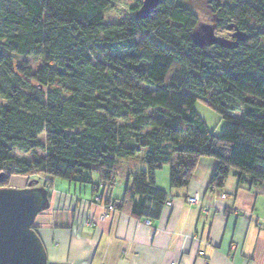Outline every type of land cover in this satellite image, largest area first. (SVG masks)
I'll return each instance as SVG.
<instances>
[{
    "label": "trees",
    "instance_id": "trees-1",
    "mask_svg": "<svg viewBox=\"0 0 264 264\" xmlns=\"http://www.w3.org/2000/svg\"><path fill=\"white\" fill-rule=\"evenodd\" d=\"M115 1L0 0V188L13 176L44 178L27 184L44 192L54 178L106 187L108 207L149 221L169 199L156 182L164 166L171 190L188 189L204 158L217 162L210 190L232 170L240 187L264 188V0H208L219 25L246 34L234 50L197 45L199 18L181 0L106 23ZM18 57L43 64L33 73ZM198 101L226 121L220 136ZM141 151L147 168L111 199L119 160Z\"/></svg>",
    "mask_w": 264,
    "mask_h": 264
},
{
    "label": "crops",
    "instance_id": "crops-1",
    "mask_svg": "<svg viewBox=\"0 0 264 264\" xmlns=\"http://www.w3.org/2000/svg\"><path fill=\"white\" fill-rule=\"evenodd\" d=\"M126 168L125 182L136 170ZM216 168L215 160L204 158L188 189L171 190L167 182L162 189L169 199L157 221L109 212L106 187L96 193L86 185L60 189L52 183L33 223L48 263L264 264V188L240 187L234 178L222 191L210 190ZM23 179L25 189L31 179ZM117 186L109 192L113 200L125 193L124 182ZM196 195L197 203H187Z\"/></svg>",
    "mask_w": 264,
    "mask_h": 264
},
{
    "label": "water",
    "instance_id": "water-1",
    "mask_svg": "<svg viewBox=\"0 0 264 264\" xmlns=\"http://www.w3.org/2000/svg\"><path fill=\"white\" fill-rule=\"evenodd\" d=\"M228 29L236 30L233 40L217 38L213 28L207 26L203 35L196 32L195 42L234 50L247 36L233 24ZM3 178L0 174V181ZM47 204V194L40 189L0 188V264H47L45 247L33 226Z\"/></svg>",
    "mask_w": 264,
    "mask_h": 264
},
{
    "label": "rangeland",
    "instance_id": "rangeland-1",
    "mask_svg": "<svg viewBox=\"0 0 264 264\" xmlns=\"http://www.w3.org/2000/svg\"><path fill=\"white\" fill-rule=\"evenodd\" d=\"M158 0H117L113 3V6L105 12L104 19L106 23H115L118 22L120 19L123 18H130V17H139L143 14H146L148 10L157 2ZM183 4L188 5L194 13L199 18V28L197 32L204 34V29L207 26H210L214 30V35L217 38L220 39H227V40H233V35L235 33L234 30H230L225 25H219L218 19L216 17V14H214L212 10V4L208 0H181ZM222 5L225 3H232V0H217ZM138 8L139 11L135 12L134 9ZM17 63H24L26 64L30 70H32L33 73H35L41 66L42 61L36 60L34 58H22L18 57L16 59ZM196 111L199 114V116L203 119V121L207 124L208 129L210 133L214 136H220L225 128H226V121L222 119V117L215 112L208 103L204 101H198L196 104ZM40 140L44 143H46V135L42 134L40 136ZM39 156L46 155L45 151H39ZM16 156L20 158H28L33 159L32 155L30 154H23L20 152L16 153ZM129 166L132 169L136 170H145L146 164H145V151H141L133 158H125L119 160V182L125 183V177L127 174L128 169L126 168ZM235 170H232L231 176L229 177L230 181H233L235 177ZM93 180L95 183H98V175L93 174L92 175ZM157 185L159 188L162 189L164 185L169 182V167L164 166L162 170H160L157 173ZM44 178H31V181H37L39 182V187L43 186L44 184ZM228 180V181H229ZM236 180V179H235ZM24 179L23 177H14L8 188L12 189H24L20 188L23 186ZM56 188H65V186H68L70 183L62 180V179H52L51 181ZM170 185V182H169ZM74 186V185H73ZM89 190H92L91 185H86ZM124 187V188H125ZM119 186H117V189ZM119 190V189H118ZM97 199V196L95 197Z\"/></svg>",
    "mask_w": 264,
    "mask_h": 264
},
{
    "label": "built area",
    "instance_id": "built-area-1",
    "mask_svg": "<svg viewBox=\"0 0 264 264\" xmlns=\"http://www.w3.org/2000/svg\"><path fill=\"white\" fill-rule=\"evenodd\" d=\"M99 198H101L100 196H99ZM99 198H97V200H99ZM198 200H199V196L198 195H196V196H194V197H190V198H187V203H189V204H195V203H197L198 202ZM168 206H170V204H168ZM115 209L113 208V207H108V211L110 212V211H114ZM108 215L107 214H105V215H103L102 216V219H104V218H106ZM201 255L203 256L204 255V253L202 252L201 253ZM171 264H177V263H171Z\"/></svg>",
    "mask_w": 264,
    "mask_h": 264
}]
</instances>
